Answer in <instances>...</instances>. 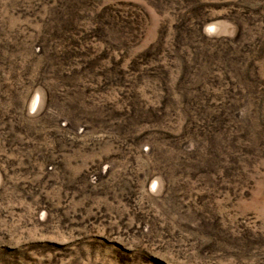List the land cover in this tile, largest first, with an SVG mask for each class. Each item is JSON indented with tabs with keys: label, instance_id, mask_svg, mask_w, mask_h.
I'll list each match as a JSON object with an SVG mask.
<instances>
[{
	"label": "rangeland",
	"instance_id": "rangeland-1",
	"mask_svg": "<svg viewBox=\"0 0 264 264\" xmlns=\"http://www.w3.org/2000/svg\"><path fill=\"white\" fill-rule=\"evenodd\" d=\"M0 264H264V0H0Z\"/></svg>",
	"mask_w": 264,
	"mask_h": 264
}]
</instances>
